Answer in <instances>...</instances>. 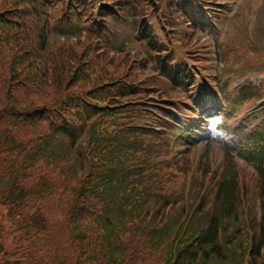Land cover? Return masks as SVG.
<instances>
[{"label":"rangeland","instance_id":"obj_1","mask_svg":"<svg viewBox=\"0 0 264 264\" xmlns=\"http://www.w3.org/2000/svg\"><path fill=\"white\" fill-rule=\"evenodd\" d=\"M77 3L80 9L82 5L83 11L81 15L76 13L80 21L75 25L72 22L76 19L77 9L74 13L72 9ZM169 3L170 0H40L37 4L35 0H0V93L6 92L10 96L4 106L0 104V141L5 142V129L11 130L15 124L24 125L22 112L33 111L30 116H37L38 125L46 130L55 123L56 110L53 106L56 102L63 116L76 124H80L78 108L85 107L91 111L83 125L86 129L95 125V129L107 134L109 139H113L119 131H125L128 136L126 142L134 146L136 153L123 150L124 154L132 160L134 157L136 168L155 175L159 185L162 184L159 196L172 204L171 207L179 209V218L172 221L176 225L183 224L188 214L194 215L190 220L192 224L199 214L200 203L206 207L203 219L205 214L212 216L218 212L216 185L223 173L234 169L239 176L242 199L237 209L239 213L223 221L222 237L226 236L230 243L238 240L239 254L245 255L248 261L250 239L254 238L263 217L258 188L260 181L254 166L230 155L233 154L230 152L233 147L228 140H237L234 135L228 140L220 138L222 145L207 141L183 153V149L153 132L151 129L159 128V125L150 116L149 109L155 104H162L166 98H180L179 94L171 92L170 85L153 69V55L146 53L142 45L130 50L122 45L131 26L129 22L121 23L123 17L131 18L133 24L142 18L151 20L154 17L162 24L165 47L189 57L197 75L200 71L215 75L218 69L226 72L222 64L217 65L216 54H212L213 46L195 33L178 16V11H171ZM239 4L250 7L247 22L255 23L260 11L255 39L259 36L262 47L241 49L236 46L223 64L229 67V72L239 69V75L260 69L264 72V65L258 64L264 62V0L222 1L220 5L216 3L213 6L214 11L211 10L214 14H222L220 28L226 29L227 19L236 14ZM246 6L238 10L242 16L230 23L227 33L231 36L239 35L236 23L245 21ZM113 15L117 18L111 22ZM60 21L74 25V38L61 40L63 37L55 32ZM94 21H99L103 28L109 25V32L124 31V35L118 33L114 38L115 44L101 40L86 32L85 28L90 29ZM116 22L120 26L116 27ZM253 27L251 24L250 32ZM153 51L157 49L153 48ZM251 79L256 83L261 80L259 76ZM259 122L260 119H256L252 123L256 125ZM111 152L105 147L97 158L91 160L96 163L99 172L109 170L113 159ZM0 157L4 156L0 153ZM24 157L18 154L9 161V166L19 177L18 185L12 189L5 184L0 190V264H25L26 256L21 253L25 244H17L19 239H30L36 234L33 228L36 211H30L29 207L18 208V205L23 206L18 199L29 188L27 180L23 181L21 162ZM99 157H102V162L97 160ZM83 182L94 190L101 184L92 175L89 178L83 176ZM157 209L151 208L150 214ZM166 225L168 223L164 221L157 226L163 228ZM182 230L180 226H173L169 234ZM41 238L43 235L37 237V246L41 244ZM196 238L191 237L193 243ZM188 239L184 237L180 240L178 254L189 242ZM193 246L189 248L192 250ZM165 249L167 258L169 249L167 246ZM40 258H32L27 263L37 262ZM42 260L44 264H49L47 260Z\"/></svg>","mask_w":264,"mask_h":264},{"label":"trees","instance_id":"obj_2","mask_svg":"<svg viewBox=\"0 0 264 264\" xmlns=\"http://www.w3.org/2000/svg\"><path fill=\"white\" fill-rule=\"evenodd\" d=\"M9 100V94L0 93L1 105ZM53 107L55 123L48 129L38 125L37 116H30L33 111H26L22 112L24 125L5 129V142L0 141L4 156L0 157V190L5 184L12 189L18 185L19 177L9 161L18 154L25 156L21 168L29 188L18 199L23 205L18 208L29 207L37 213L33 217L36 234L30 239H19L17 244H25L21 250L26 256L23 263L41 257L27 264H44L42 259L49 264H264V130L254 136L255 146L248 149L246 157L260 181L263 210L262 223L257 226L248 251L249 260L239 254L238 240L230 243L226 236L222 237L223 221L239 213L242 199L234 169L227 171L217 186L218 212L205 214L203 219L206 207L202 204L186 236L189 242L178 255L177 245L185 234H169L172 224L157 226L170 220L161 215L163 201L148 186L137 182L130 187L108 188L109 183L102 190H94L83 182V176L89 178L97 173L96 163L91 160L100 155L103 145L88 141L80 144L63 118L59 103ZM97 178L101 184L106 181V177ZM157 207L151 215L150 209ZM191 237H197L194 243Z\"/></svg>","mask_w":264,"mask_h":264}]
</instances>
